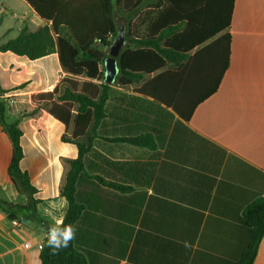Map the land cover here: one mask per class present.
Instances as JSON below:
<instances>
[{
    "label": "crops",
    "instance_id": "crops-1",
    "mask_svg": "<svg viewBox=\"0 0 264 264\" xmlns=\"http://www.w3.org/2000/svg\"><path fill=\"white\" fill-rule=\"evenodd\" d=\"M25 24L38 28L23 20L20 31ZM0 77V98L14 100L7 121H21L20 167L38 191L37 213L63 221L60 188L78 149L47 110L30 116L32 97L67 77L59 55L0 52ZM111 86L105 118L84 137L93 143L77 181L75 248L88 264H238L252 235L244 212L264 197V0H235L229 28L179 66ZM145 136L149 146L126 141ZM12 155L0 125V199L26 205L8 173ZM24 219L14 226L0 209V264H41L47 231ZM254 264H264V238Z\"/></svg>",
    "mask_w": 264,
    "mask_h": 264
},
{
    "label": "trees",
    "instance_id": "trees-1",
    "mask_svg": "<svg viewBox=\"0 0 264 264\" xmlns=\"http://www.w3.org/2000/svg\"><path fill=\"white\" fill-rule=\"evenodd\" d=\"M24 1L44 24L34 31L25 24L16 38L0 43V52L25 56L31 61L55 53L59 55L67 77L53 91L32 97L36 109L30 116L47 110L65 126L62 141L74 144L78 149L77 159L66 161L69 170L60 188L61 196L69 205L63 224L75 226L84 210L76 198L77 181L85 172V158L93 143L92 137L86 140L84 137L106 115L105 104L112 86L104 84L103 63L119 29H125V45L118 59L120 74L116 83L126 87L168 65L179 66L196 47L225 32L231 24L235 0H153L152 12L144 14H140V10L146 0ZM118 13L124 22L117 20ZM140 18H144L141 21L145 26L143 35L138 33ZM2 21L1 16L0 24ZM10 112L11 107L0 98V125L13 145L8 173L17 190L28 198V203L13 204L0 199V209L13 220L27 218L47 231L52 224L38 215L39 201L35 198L38 191L20 167L24 158L21 121L9 123L7 115ZM70 128L72 133L68 137ZM126 141L137 146L150 145L146 136ZM97 179L107 186L129 189ZM244 220L251 227L252 235L238 264H254L264 238V197L248 206ZM40 260L41 264H88L85 256L75 248L74 240L58 255L51 254L46 240Z\"/></svg>",
    "mask_w": 264,
    "mask_h": 264
},
{
    "label": "rangeland",
    "instance_id": "rangeland-1",
    "mask_svg": "<svg viewBox=\"0 0 264 264\" xmlns=\"http://www.w3.org/2000/svg\"><path fill=\"white\" fill-rule=\"evenodd\" d=\"M149 8V5L141 6L140 12H152L151 8ZM29 9L30 7L24 0H0V17L2 15L4 17L3 23L0 24V43L16 38L20 32V28L22 27L23 20H26L32 28H37L43 24L42 20ZM120 16L122 15L118 13L117 20L119 22H124V18ZM141 21H144V18H140L138 20L140 24H137L140 25L139 27L143 30L145 29V26L141 23Z\"/></svg>",
    "mask_w": 264,
    "mask_h": 264
},
{
    "label": "clouds",
    "instance_id": "clouds-1",
    "mask_svg": "<svg viewBox=\"0 0 264 264\" xmlns=\"http://www.w3.org/2000/svg\"><path fill=\"white\" fill-rule=\"evenodd\" d=\"M77 229L74 225H64L63 221L57 220L47 230V246L52 255H58L68 248L76 239Z\"/></svg>",
    "mask_w": 264,
    "mask_h": 264
},
{
    "label": "water",
    "instance_id": "water-1",
    "mask_svg": "<svg viewBox=\"0 0 264 264\" xmlns=\"http://www.w3.org/2000/svg\"><path fill=\"white\" fill-rule=\"evenodd\" d=\"M125 45V29L120 28L117 39L110 47L109 56L104 60V84L114 85L117 77L120 74V67L118 59ZM25 223H31L27 218L24 219Z\"/></svg>",
    "mask_w": 264,
    "mask_h": 264
},
{
    "label": "built area",
    "instance_id": "built-area-1",
    "mask_svg": "<svg viewBox=\"0 0 264 264\" xmlns=\"http://www.w3.org/2000/svg\"><path fill=\"white\" fill-rule=\"evenodd\" d=\"M1 99H2L3 101H5L10 107H12V106L14 105V100H13V98H12L11 96L2 97ZM13 224H14V226H19V225H20V223H19L17 220H14V221H13ZM24 247H25L26 249H30V248H31V244H30V243H26V244L24 245ZM42 247H43V245H38V248H39L40 250H42Z\"/></svg>",
    "mask_w": 264,
    "mask_h": 264
}]
</instances>
